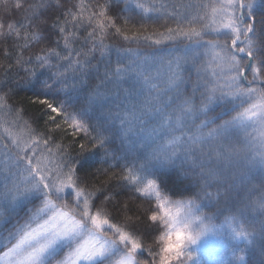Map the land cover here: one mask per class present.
I'll list each match as a JSON object with an SVG mask.
<instances>
[{"label": "snow or ice", "instance_id": "obj_1", "mask_svg": "<svg viewBox=\"0 0 264 264\" xmlns=\"http://www.w3.org/2000/svg\"><path fill=\"white\" fill-rule=\"evenodd\" d=\"M69 5L0 0V89L32 88L49 132L83 135L72 156L27 122L4 127L0 264H209V236L215 264H264V0Z\"/></svg>", "mask_w": 264, "mask_h": 264}, {"label": "trees", "instance_id": "obj_2", "mask_svg": "<svg viewBox=\"0 0 264 264\" xmlns=\"http://www.w3.org/2000/svg\"><path fill=\"white\" fill-rule=\"evenodd\" d=\"M78 2V0H71V5H75ZM97 2H103V0H84L85 6L87 5H95ZM162 3L168 4L169 8H171L173 0H161ZM69 5V6H71ZM73 11H76V9L73 7ZM0 15H3L2 10H0ZM133 16L135 17L132 21V23H137L138 26V21H139V12L138 10H134ZM14 18H19V16H15ZM120 23V21H118ZM148 25L147 27V32L148 33H153L155 31H164V22L163 20L155 22L153 24L152 21H145ZM172 22L169 21V24ZM71 30V25L69 26ZM80 35H84V30H80ZM207 38H212L211 35ZM80 41H77L74 47H79L80 46ZM106 43L110 45H114L117 47H122V48H136L138 45L136 43H129L123 41L120 37L116 35H110ZM46 46L45 44H40V45H35L32 49L33 52L39 51L41 47ZM141 50L143 51H151L152 49L147 46L145 43H141L139 45ZM159 50L163 53H179L182 52L183 45L177 41L175 43L169 42L167 44H164L160 46ZM203 49H201L202 51ZM25 55H28L27 52H25ZM111 58L113 63L115 62L116 59V52L115 49H113ZM0 62H4V57L2 54H0ZM11 62V61H9ZM3 69L0 68V79H3ZM24 73L21 71L20 75H23ZM9 80H14L16 78V69H11L9 70L8 74ZM11 89V91H9ZM0 93H7V105L8 107L4 109H0V143H8V138L5 133L1 131V128L4 127H11V130L14 132L16 129L22 130L25 122L31 127V129L34 130L36 134H43L44 136H52L53 137V146L55 143H60L64 145L65 147L68 148L69 153L72 156H75L77 152L79 151L78 144L80 142H83V135L81 134L75 139L71 135V130H68L67 133L63 131H54V132H49L50 128H53L54 125H52L50 122L45 123L46 121V115L44 111V107L38 103H33L32 101L35 100V94L34 90L30 87H24L23 85L17 86L16 83H9L7 87H4L0 89ZM31 98V99H29ZM44 98V97H41ZM51 98V97H49ZM59 122V118H58ZM219 122V121H218ZM95 167H106V165L101 166L99 163L95 165ZM259 175V173H256ZM106 177L104 175H100L99 179L96 180L95 182L97 185L100 184L101 181L105 180ZM179 198V197H176ZM124 199H127L126 196L121 198V204H123ZM151 207V204L147 201H142V200H132L129 202V215L133 216H140L141 219L146 218V215L148 214V209ZM111 208V206H109ZM122 219V218H121ZM221 220L223 219L222 217L220 218ZM147 243H152V241L149 239ZM0 251H3L2 248H0ZM144 256L146 257L147 254L145 253Z\"/></svg>", "mask_w": 264, "mask_h": 264}, {"label": "rangeland", "instance_id": "obj_3", "mask_svg": "<svg viewBox=\"0 0 264 264\" xmlns=\"http://www.w3.org/2000/svg\"><path fill=\"white\" fill-rule=\"evenodd\" d=\"M3 129L4 128H1V131L4 133ZM15 132L21 133V130L16 129ZM205 239L208 241L209 251L208 252H200L198 254H199L200 259L202 261H208L209 264H215L216 257L218 254L217 250H216V245H215V238L212 236H209V237H206Z\"/></svg>", "mask_w": 264, "mask_h": 264}]
</instances>
